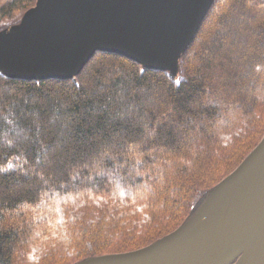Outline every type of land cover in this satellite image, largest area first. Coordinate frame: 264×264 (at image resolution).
I'll return each instance as SVG.
<instances>
[{
    "label": "trees",
    "instance_id": "trees-1",
    "mask_svg": "<svg viewBox=\"0 0 264 264\" xmlns=\"http://www.w3.org/2000/svg\"><path fill=\"white\" fill-rule=\"evenodd\" d=\"M36 0H0V29ZM264 134V0H214L177 80L97 51L0 73V264H74L173 231Z\"/></svg>",
    "mask_w": 264,
    "mask_h": 264
},
{
    "label": "water",
    "instance_id": "water-1",
    "mask_svg": "<svg viewBox=\"0 0 264 264\" xmlns=\"http://www.w3.org/2000/svg\"><path fill=\"white\" fill-rule=\"evenodd\" d=\"M214 0H36L0 29V73L75 80L97 51L177 80ZM74 264H264V134L181 225L141 248Z\"/></svg>",
    "mask_w": 264,
    "mask_h": 264
}]
</instances>
